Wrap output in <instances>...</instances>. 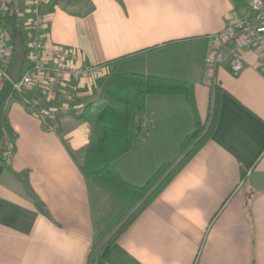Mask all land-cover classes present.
<instances>
[{
	"label": "crops",
	"instance_id": "0c3cea01",
	"mask_svg": "<svg viewBox=\"0 0 264 264\" xmlns=\"http://www.w3.org/2000/svg\"><path fill=\"white\" fill-rule=\"evenodd\" d=\"M51 3L44 7L48 65L54 66L52 49L59 46L99 73L79 82L68 78L57 100H74L81 110L55 124L30 113L23 99L7 101L14 146L10 158L0 156V264H87L96 220L92 191L100 201L102 195L82 172L86 156L72 151L83 154L98 136L94 121L105 105L100 109L97 79L109 74L160 76L182 86L178 93L145 96L138 141L114 162L130 182L143 184L162 163L177 160L197 123L209 131L105 249L104 264H264L259 56L245 51L243 68L233 74L228 54L203 74L209 36L225 27L233 1ZM16 7L22 10L24 0Z\"/></svg>",
	"mask_w": 264,
	"mask_h": 264
},
{
	"label": "trees",
	"instance_id": "16d2710c",
	"mask_svg": "<svg viewBox=\"0 0 264 264\" xmlns=\"http://www.w3.org/2000/svg\"><path fill=\"white\" fill-rule=\"evenodd\" d=\"M16 1L5 0L3 12L0 13V24L7 30L13 42L10 66L13 61L14 40L22 35L15 14ZM232 1L235 10L246 5L245 0ZM58 2L59 0H53L50 8ZM97 83L101 88V97L104 96L103 93L108 95L115 93V100L105 105L94 121V127L99 133L93 145L83 154L71 150L75 157L86 156V161L81 163L82 172L89 183L101 192V201L109 202L108 209L102 212L99 220H94L93 239L87 264H104L105 249L116 241L117 237L149 204L209 131H205L200 123H197L195 129L182 139L177 160L162 163L143 184L132 183L119 173L114 162L119 156L132 150L138 141L145 96L155 91L178 93L182 91V86L174 79L136 74L123 76L120 79L112 78L109 74L98 78ZM28 96L33 97L32 94ZM24 97L25 94L14 89L9 78L3 80L0 89V156H4L7 144L13 136L7 117V101ZM40 105L44 106L46 103ZM215 113L214 108L213 116ZM64 114L56 112L54 117L49 119L59 122ZM67 114L77 113L72 111ZM81 115L83 113L78 116ZM1 169L0 166V172ZM37 205L42 210V205L38 203Z\"/></svg>",
	"mask_w": 264,
	"mask_h": 264
},
{
	"label": "built area",
	"instance_id": "2783aa9c",
	"mask_svg": "<svg viewBox=\"0 0 264 264\" xmlns=\"http://www.w3.org/2000/svg\"><path fill=\"white\" fill-rule=\"evenodd\" d=\"M246 5L234 10L227 17L225 27L209 36L205 56L204 78L222 61L228 58L231 73L237 74L244 66V52L254 51L258 54L259 71L264 75V4L263 0H245ZM48 0H24L22 10L16 8L15 14L20 18L24 33L20 35L24 50V62L14 89L22 94L26 109L47 123L54 119L56 112H79L81 105L74 100H57L68 78L77 82L92 78L99 73L96 66L80 65L73 50L59 46L52 49L54 66H49L45 59V39L48 16L45 5ZM5 0H0V13L3 12ZM13 42L9 33L0 24V89L3 80L8 78L12 57ZM32 94L33 97H27ZM46 103V105H40ZM13 141L7 144L4 157L13 153Z\"/></svg>",
	"mask_w": 264,
	"mask_h": 264
},
{
	"label": "water",
	"instance_id": "95a60500",
	"mask_svg": "<svg viewBox=\"0 0 264 264\" xmlns=\"http://www.w3.org/2000/svg\"><path fill=\"white\" fill-rule=\"evenodd\" d=\"M24 62V50L20 35L14 40L13 61L8 71V78L15 84L20 76L22 65Z\"/></svg>",
	"mask_w": 264,
	"mask_h": 264
},
{
	"label": "rangeland",
	"instance_id": "374dc122",
	"mask_svg": "<svg viewBox=\"0 0 264 264\" xmlns=\"http://www.w3.org/2000/svg\"><path fill=\"white\" fill-rule=\"evenodd\" d=\"M113 91V90H112ZM115 92V91H114ZM103 97L100 98L99 104H100V109L104 106L107 105L109 102H112L115 100L116 94L112 93L111 95L108 94H104L103 93ZM13 101V100H11ZM10 101V102H11ZM116 104V103H115ZM98 105V104H97ZM95 107V106H93ZM93 107L89 108L90 113H88L89 115L91 114V112L93 111ZM88 111V112H89ZM88 116V115H87ZM120 168V167H119ZM94 186L92 185L91 190ZM100 198V196H96L94 190L92 191V203H93V209H94V213H95V217L96 220H99V217L101 216L102 212L105 209H108L109 207V202L104 200V201H100L98 200Z\"/></svg>",
	"mask_w": 264,
	"mask_h": 264
}]
</instances>
